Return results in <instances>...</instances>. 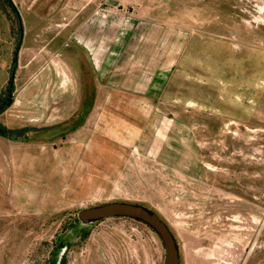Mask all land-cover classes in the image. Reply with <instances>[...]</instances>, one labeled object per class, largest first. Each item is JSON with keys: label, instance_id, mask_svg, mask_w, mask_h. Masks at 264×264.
I'll return each mask as SVG.
<instances>
[{"label": "rangeland", "instance_id": "rangeland-1", "mask_svg": "<svg viewBox=\"0 0 264 264\" xmlns=\"http://www.w3.org/2000/svg\"><path fill=\"white\" fill-rule=\"evenodd\" d=\"M70 1L39 0L30 11L16 0L23 37L38 41L40 53L36 67L15 70L13 102L0 114V125L25 130L17 140L0 137V264H53L60 245L63 264H164L159 237L140 221H77L81 209L111 201L156 212L180 264H240L243 231L224 204L235 197L228 186L245 182L254 205L260 188L264 233V55L256 77L241 57L243 38L264 39V0H73L69 9ZM99 16H118L121 66L144 56L127 51L133 28H150L147 59L162 66L148 92H91L83 54L82 77L68 76L70 36ZM17 36L16 18L0 7V64L8 69ZM53 57L64 76L49 70ZM8 74L0 67V92ZM73 150L87 172L69 168ZM258 254L264 260V244Z\"/></svg>", "mask_w": 264, "mask_h": 264}, {"label": "crops", "instance_id": "crops-1", "mask_svg": "<svg viewBox=\"0 0 264 264\" xmlns=\"http://www.w3.org/2000/svg\"><path fill=\"white\" fill-rule=\"evenodd\" d=\"M13 2L16 4V0H13ZM74 1L71 0L68 2L66 7H69V9L72 7V3ZM29 3L30 5V11H36L38 10L39 6V0H26L25 6ZM76 7V5H73ZM18 8V7H17ZM73 9V8H72ZM76 9V8H74ZM68 8L58 10V12H66ZM80 12L84 13L86 12V8L82 7L80 8ZM118 18V16H112L111 18L107 19L106 22L103 19V16L96 17L93 21H85L80 24L78 32L74 34V36H70L71 44H74V49H71V66L68 67V76L73 77V74L77 77L81 76V67L80 62L81 60V54L85 56L86 62L89 63V67H91L90 72V81L89 84L91 85V92H94L95 94L103 93L105 91V86H110L113 91L120 90L122 87L125 90L131 91V92H137V93H144L148 92L149 89L152 88L154 80L158 77L159 74V68L162 66V58L159 59L156 56L153 60L156 62L152 63V57L147 59V56H150V50L148 47L150 44V38H148V35L150 34V28L147 29V26L145 27H134L133 33L130 38V42L128 43L131 45V47L127 48V51H134L136 54H139L138 52H144V56L142 55L141 58H130L129 61L132 63H127L126 66H121L120 56H119V50H120V38L117 37L116 31L114 29L113 20ZM109 22V24H108ZM105 23L108 25L105 26ZM94 29V30H93ZM23 32V31H22ZM93 32V36L89 37V34ZM139 46H144L142 49ZM141 49V50H140ZM151 49V48H150ZM39 52V43L35 40H30L28 37L24 36L22 33V40H21V46L18 51L17 55V64L16 69H22V68H28L29 67H36V63L38 57L36 56ZM40 53V52H39ZM147 54V55H146ZM240 55V54H239ZM231 56V55H230ZM165 57V54H164ZM156 58V59H155ZM55 59H59L57 57L52 58V62L49 65V70L51 71L54 67L55 69L59 70L60 76H64L65 71L63 68L66 67L62 64L57 62ZM147 59V60H146ZM61 60V59H60ZM231 61L232 58H229ZM63 61V60H61ZM76 63H74V62ZM65 64V63H64ZM66 65V64H65ZM68 65V64H67ZM38 66V65H37ZM64 66V67H62ZM0 67L8 71L7 64L1 65ZM62 67V68H61ZM129 70L127 73L124 71L121 72L122 68H126ZM15 69V70H16ZM124 70V69H123ZM49 71V73H51ZM67 71V70H66ZM76 71V72H75ZM75 72V73H74ZM67 73V72H66ZM9 76V74H8ZM8 76L3 75V82L1 84V87L4 86L5 83L8 81ZM82 77V76H81ZM16 76L14 75V90L17 89ZM63 82H65V79ZM79 80V79H78ZM91 82V83H90ZM67 83V82H66ZM76 84H79L76 80ZM67 88V87H66ZM109 91V89H106ZM94 102V105H93ZM90 101L89 104L87 102L86 108H92L97 107V105L100 103V101ZM86 103L82 101L78 104ZM147 101H140L138 102V105H142L143 107H147ZM78 104L75 105V101H72V106L74 108H78ZM103 104V102H102ZM147 140V139H146ZM89 141V138L88 140ZM8 144V142H7ZM76 150H73V153L70 154L68 161L69 168L74 167V171L85 173L89 169L88 166L90 165L89 162H86L84 160L85 156L80 155L78 153L76 155ZM79 155V157H78ZM81 158V159H80ZM75 178V176H73Z\"/></svg>", "mask_w": 264, "mask_h": 264}, {"label": "flooded vegetation", "instance_id": "flooded-vegetation-1", "mask_svg": "<svg viewBox=\"0 0 264 264\" xmlns=\"http://www.w3.org/2000/svg\"><path fill=\"white\" fill-rule=\"evenodd\" d=\"M242 40L241 57L243 66L254 69V76L256 77L260 74L263 66L264 53L258 49H261L259 42L261 43L264 39L260 37H245ZM238 184L241 188L235 186L232 189L231 186H228L230 191L228 194H234L235 197L234 199L227 197L228 201L224 205L230 215L234 213L235 217H239V229L243 231L242 241L239 242L243 253L240 264H263V256L258 254L261 252V246L264 244V233L259 218V214L262 212V191L260 188L257 190L259 197H255L257 204L254 205L247 197L246 183L239 182ZM251 223L254 226H251Z\"/></svg>", "mask_w": 264, "mask_h": 264}, {"label": "water", "instance_id": "water-1", "mask_svg": "<svg viewBox=\"0 0 264 264\" xmlns=\"http://www.w3.org/2000/svg\"><path fill=\"white\" fill-rule=\"evenodd\" d=\"M111 217H128L148 226L159 237L163 245L164 264H179L178 250L171 230L156 212L144 205L127 201H111L86 207L77 212V220L81 225Z\"/></svg>", "mask_w": 264, "mask_h": 264}, {"label": "trees", "instance_id": "trees-1", "mask_svg": "<svg viewBox=\"0 0 264 264\" xmlns=\"http://www.w3.org/2000/svg\"><path fill=\"white\" fill-rule=\"evenodd\" d=\"M0 7L1 8H8V11L12 12L14 17L16 18V23H17V31H18V36H17V41L16 44L13 47V50L11 52V66L9 69V76H8V81H7V86L4 89V91L0 92V114L5 111L13 102V97H14V75H15V69H16V64H17V55L19 48L21 46V40H22V22H21V17L19 14V11L14 4L13 0H0ZM24 129H8L2 125H0V137L6 138L9 140H17L20 139L24 134ZM78 221V220H77ZM79 222V221H78ZM88 235V233L81 235L83 239ZM64 247L63 245H60L59 247H55V259L53 261V264H63L64 263V258L60 256L58 258V252Z\"/></svg>", "mask_w": 264, "mask_h": 264}]
</instances>
